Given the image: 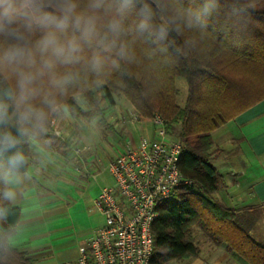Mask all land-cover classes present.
Wrapping results in <instances>:
<instances>
[{
	"label": "trees",
	"instance_id": "trees-1",
	"mask_svg": "<svg viewBox=\"0 0 264 264\" xmlns=\"http://www.w3.org/2000/svg\"><path fill=\"white\" fill-rule=\"evenodd\" d=\"M73 2L75 10L62 32L36 23L29 28L25 17L17 15L10 33H0V57L12 46L24 50L21 58L0 60V104L8 106L10 117L0 124V136L10 133L18 141L0 152V170L10 169L9 157L17 152L25 163L10 173L26 170L28 139L51 138L48 115L54 106L64 104L76 112L75 95H81L100 112L99 93L111 104L114 97H122L142 119L151 120L158 112L168 128L179 125L177 165L191 181L179 188L178 201H161L156 207L151 264L194 257V225L213 244L235 252L248 264H264V245L241 228L232 209L212 199L222 175L210 161L211 132L236 111L219 101L225 85L222 70L226 64L264 67L261 0H101L99 7L93 6L95 0ZM21 3L17 0L18 8ZM37 4L41 12L63 15V0H37ZM89 21L92 32L85 38ZM48 31H55L58 44L65 48L76 42L79 50L71 61L53 55L51 49L40 51ZM22 74L33 77L23 100ZM177 78L187 86L182 106L177 103ZM0 210V264H30L29 257L8 242L19 208L5 200Z\"/></svg>",
	"mask_w": 264,
	"mask_h": 264
},
{
	"label": "crops",
	"instance_id": "crops-1",
	"mask_svg": "<svg viewBox=\"0 0 264 264\" xmlns=\"http://www.w3.org/2000/svg\"><path fill=\"white\" fill-rule=\"evenodd\" d=\"M258 7H264V0ZM235 72L234 77L222 72L224 91L230 93L222 103L242 108L211 132L210 161L222 175V184L211 197L232 209L241 228L264 245V67H239ZM68 108L61 104L53 109L48 128L51 138L29 137L26 170L10 173L8 183L0 179V203L6 200L19 208V220L8 242L23 251L30 264L75 260L103 221L102 213L94 209V198L114 182L108 164L118 152L106 157L105 165L89 152L82 139L87 135L96 140L97 135L71 126ZM111 121L116 125L110 130H141L148 138L156 136L151 121L140 118L128 101L106 123ZM170 129L178 132L179 127ZM9 190L15 193L14 199L5 198ZM191 232L197 254L165 264H248L235 252L213 244L197 225Z\"/></svg>",
	"mask_w": 264,
	"mask_h": 264
},
{
	"label": "built area",
	"instance_id": "built-area-1",
	"mask_svg": "<svg viewBox=\"0 0 264 264\" xmlns=\"http://www.w3.org/2000/svg\"><path fill=\"white\" fill-rule=\"evenodd\" d=\"M150 121L156 136H140L136 146L109 162L113 185L102 188L93 201L103 221L78 257L63 264H151L156 207L161 201H178L179 188L191 181L177 165L180 140L158 114ZM51 131L58 134L54 127Z\"/></svg>",
	"mask_w": 264,
	"mask_h": 264
},
{
	"label": "clouds",
	"instance_id": "clouds-1",
	"mask_svg": "<svg viewBox=\"0 0 264 264\" xmlns=\"http://www.w3.org/2000/svg\"><path fill=\"white\" fill-rule=\"evenodd\" d=\"M101 0H95L94 7L100 6ZM63 15L54 16L50 13L41 12L40 6L37 4V0H22L19 8L17 7V0H0V33H10L9 26L14 22L17 15H23L27 21V26L32 27L33 23L49 27L54 26L56 30L64 31L68 25L69 20L75 10V3L73 0H63ZM21 9L23 11L21 12ZM39 13V14H38ZM77 26L80 24L79 18L76 20ZM91 21L88 22V26L84 29V36L88 38L91 35ZM51 49L53 55L57 57H62L66 62L71 61L74 58V53L79 50L78 45L75 41H70L67 47L58 44L57 36L55 31H48L44 39L40 42V51L48 52ZM24 50L17 46L10 47L0 60L13 61L18 58L23 57ZM98 63V61H97ZM51 67V64L47 65ZM33 77L30 74H22L20 79L21 88V99L25 98V90L28 84L31 83ZM55 110V106H54ZM43 114H39L38 118H42ZM10 119L8 113V106L0 104V124L7 123ZM17 139L13 137L10 133H5L0 136V152L8 151L17 144ZM10 169L0 170V179H3L5 183L9 182L10 170L18 169L25 163V157L22 153H15L9 157L8 160ZM5 198L14 199L15 193L12 191H5ZM2 210H0V215H2Z\"/></svg>",
	"mask_w": 264,
	"mask_h": 264
},
{
	"label": "rangeland",
	"instance_id": "rangeland-1",
	"mask_svg": "<svg viewBox=\"0 0 264 264\" xmlns=\"http://www.w3.org/2000/svg\"><path fill=\"white\" fill-rule=\"evenodd\" d=\"M239 67L240 66L238 64H226L222 72L227 73L231 77H234L236 73L235 71L238 70ZM175 85L177 89V103L182 106L187 96L186 82L182 78H177L175 80ZM229 95H230L229 92L224 91V94L220 96L219 98L221 105L228 107V109L229 107L232 108V111L239 109L240 107H236L234 105L229 106L227 104L222 103L224 102L225 98ZM97 97L99 98V108L101 109L100 112L93 109L91 106H89L83 100L81 95H75V100H76L79 110L75 112L72 109L68 108V113L71 115L72 120H73L72 122H70L71 126H74L75 128L79 129V131L82 130L84 133L93 132L94 136L97 135L96 140L95 139L93 140L87 137L86 135L82 139L83 140L82 142L83 144L86 145V147L89 148L88 151L91 152L93 155H97L101 159V162L105 165L106 157H108L111 153L113 152L119 153L122 150H124L126 146H131V147L136 146L139 136L142 134L143 136H146V135L144 132H141V130H137V132L135 131L129 132L126 130H122L121 128H120L121 130L120 129H117L115 131L110 130L116 124H114L113 121H111L110 125L106 123L108 120V117L111 116V114L113 115V111H115V109L122 108L123 103L127 104V101L122 97H114V101L111 104L102 97L101 93H99ZM53 109L50 111L48 115V120H49V117L53 115ZM155 114H158L160 116L158 112H154V115ZM101 117H103V120H104L103 123H101L100 121ZM174 126L179 127V125L174 124V125H171L170 128ZM123 129H125V127H123ZM174 131L175 132H173V134L177 135L176 134L177 129H174ZM0 192H1V187H0ZM192 228L193 226L191 227V230ZM191 236L193 238L192 232H191Z\"/></svg>",
	"mask_w": 264,
	"mask_h": 264
}]
</instances>
